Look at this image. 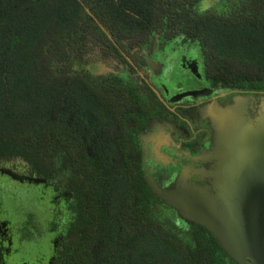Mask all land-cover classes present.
<instances>
[{"label": "trees", "instance_id": "obj_1", "mask_svg": "<svg viewBox=\"0 0 264 264\" xmlns=\"http://www.w3.org/2000/svg\"><path fill=\"white\" fill-rule=\"evenodd\" d=\"M202 1L0 0V171L71 194L53 264H240L151 191L139 94L65 65L126 63L103 27L131 58L155 35L194 43L226 87L264 91V0Z\"/></svg>", "mask_w": 264, "mask_h": 264}, {"label": "rangeland", "instance_id": "obj_2", "mask_svg": "<svg viewBox=\"0 0 264 264\" xmlns=\"http://www.w3.org/2000/svg\"><path fill=\"white\" fill-rule=\"evenodd\" d=\"M216 3L217 0H203L200 7L207 9ZM65 65L93 75L115 70L113 63L102 60L97 53L82 61L72 59ZM189 116L194 126L206 129L191 145L177 151L173 135L163 146L157 140L159 136H152L150 161L148 166L143 164L150 189L179 216L211 230L234 256L245 254L236 248L241 246V234L250 236L255 232L257 237L252 235L251 239L260 241L256 247L264 257V219H253L249 207L264 205V178L259 184L256 178L264 163V97L234 94L226 102L205 104ZM30 181L12 176L1 179L6 214L0 215V221L24 226L20 259L25 264H51L58 237L57 232L47 231L51 203L47 193L31 186ZM30 213L34 222L28 221Z\"/></svg>", "mask_w": 264, "mask_h": 264}, {"label": "flooded vegetation", "instance_id": "obj_3", "mask_svg": "<svg viewBox=\"0 0 264 264\" xmlns=\"http://www.w3.org/2000/svg\"><path fill=\"white\" fill-rule=\"evenodd\" d=\"M105 34L108 38L110 37L107 32ZM110 38L109 40L119 50L126 63L105 58L98 50H95L80 60H74L82 61L85 57L97 53L102 60L113 63L115 70L100 75H93L86 70L74 71H84L94 77H116L122 84L129 85L139 94L137 96L140 107L136 112V122L133 126L140 148L142 172L147 184L146 167L143 164L145 162V166H148L150 161L152 136H159L157 140L163 146V142L169 135H173L175 138L173 148L179 151L191 145L199 133L206 131L203 126H194L189 116L192 111L213 101L226 102L234 94H255L264 97V91L241 89L237 86L226 87L221 80L209 72L202 50L194 43L166 40L155 35L138 54L131 58ZM120 72L124 75L119 74ZM190 93L192 95H185ZM4 178H11V176L0 171L1 216L6 214L1 185V179ZM31 186L46 192L48 201L51 203L52 215L48 214L47 218L51 224L47 231L58 233L51 263L53 264L59 242L65 236L67 225L71 220L68 208L71 194L62 193L56 186L42 181L32 182ZM22 212L29 213L28 210H22ZM30 214L28 221L34 222L32 217L34 215ZM8 224H10L8 220L0 221V264H25L24 260L20 259L23 254L24 226L19 223L10 224L11 226Z\"/></svg>", "mask_w": 264, "mask_h": 264}, {"label": "water", "instance_id": "obj_4", "mask_svg": "<svg viewBox=\"0 0 264 264\" xmlns=\"http://www.w3.org/2000/svg\"><path fill=\"white\" fill-rule=\"evenodd\" d=\"M86 12L91 15L90 11L88 9H86ZM100 26V25H99ZM101 27V26H100ZM101 29L105 32L104 28L101 27ZM106 33V32H105ZM110 38V37H109ZM111 39V38H110ZM185 95H192L191 93L190 94H185ZM263 159V158H262ZM264 163H262L260 165V169H259V173H258V176H256L257 179H260L258 184L259 183H262V179L264 178V173H262L264 171V166H263ZM260 186V185H259ZM263 186V185H261ZM152 191V190H151ZM264 200V197L262 198V201ZM248 206V205H247ZM250 207V210L253 212V219H255L256 217L255 216H258L259 218L263 217L264 219V213H262V210L264 209V205L263 203L260 204L258 207H252L251 205H249ZM256 209H259V213L256 212ZM180 217L183 218L184 220L186 221H189V222H192V223H196V224H200L202 225L201 223L197 222V221H191V220H188L185 216H183L182 214H180ZM204 226V225H202ZM205 227V226H204ZM208 231H210L214 237L217 239V241L219 242V244L221 245V247L226 251V253L232 258L234 259L236 262L240 263V264H264V257L261 253H259V249L256 247L257 243H258V239L255 238V239H251L252 235L251 234L250 236L249 235H246L245 233L241 234V238H242V241H241V246H237L236 248L237 249H241V250H244L245 251V254H240L239 256H234L231 254V251H228L223 245L222 243L220 242V240L218 239V237L216 236V234H214L211 230H209L207 227H205ZM254 236V235H253ZM254 237H257L254 236ZM252 237V238H254ZM258 240V241H257ZM260 242V241H259ZM259 257V258H258Z\"/></svg>", "mask_w": 264, "mask_h": 264}]
</instances>
